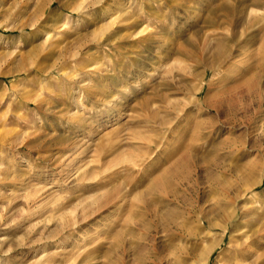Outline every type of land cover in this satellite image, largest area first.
I'll return each mask as SVG.
<instances>
[{
  "label": "rangeland",
  "instance_id": "rangeland-1",
  "mask_svg": "<svg viewBox=\"0 0 264 264\" xmlns=\"http://www.w3.org/2000/svg\"><path fill=\"white\" fill-rule=\"evenodd\" d=\"M256 199L264 0H0V264H205L228 228L226 264Z\"/></svg>",
  "mask_w": 264,
  "mask_h": 264
},
{
  "label": "bare ground",
  "instance_id": "bare-ground-1",
  "mask_svg": "<svg viewBox=\"0 0 264 264\" xmlns=\"http://www.w3.org/2000/svg\"><path fill=\"white\" fill-rule=\"evenodd\" d=\"M216 50H217V58H218L217 66H220L222 64L221 58H224L225 60L227 59L229 60V55H227L226 53L225 43L221 42L217 44ZM170 103L171 101L167 100L166 104L168 105ZM161 124L163 125V123H160V125ZM212 128H210L209 131L206 132V134H203L198 139V141L195 142V144L193 143L194 146L196 145L195 147L196 151L198 150V148L200 149L219 148V144L221 143V141L216 142L211 139L215 134ZM188 153L191 152H187L186 154ZM178 159L179 160L174 162L175 164L189 165L193 161L191 156H184V157L180 156L178 157ZM258 182L260 183V181ZM249 188L250 187H246L244 190H241L238 193H236L234 199L238 200L239 198L245 196ZM251 198H254V195ZM252 202L253 205L251 209L248 211L245 210L244 206H242L241 208H235L231 212L230 217L232 219L233 217L240 216L241 220L236 223L237 228L233 230V232L229 236L230 244L228 248L230 249H228V251L231 250L233 251V253L232 255H230L231 257H227L226 264H264V202L261 199H256L253 200ZM238 209H240V212H238ZM227 230L228 228H225L223 230L224 233L220 241L215 246L209 248L206 251L205 260L203 261V263L206 264L212 253L218 249V247L223 242L226 236ZM120 259H122V264H124L123 258L120 257Z\"/></svg>",
  "mask_w": 264,
  "mask_h": 264
}]
</instances>
